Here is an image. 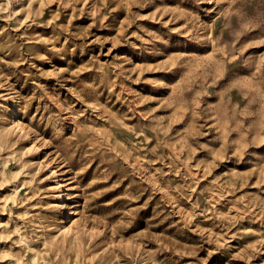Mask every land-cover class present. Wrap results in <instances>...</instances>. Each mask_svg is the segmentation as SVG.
I'll return each mask as SVG.
<instances>
[{
    "label": "rangeland",
    "instance_id": "374dc122",
    "mask_svg": "<svg viewBox=\"0 0 264 264\" xmlns=\"http://www.w3.org/2000/svg\"><path fill=\"white\" fill-rule=\"evenodd\" d=\"M0 264H264V0H0Z\"/></svg>",
    "mask_w": 264,
    "mask_h": 264
}]
</instances>
